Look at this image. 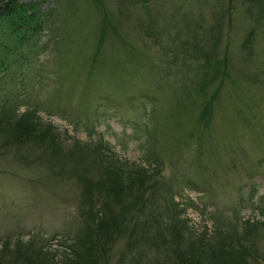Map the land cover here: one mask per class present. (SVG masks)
<instances>
[{
    "label": "rangeland",
    "instance_id": "374dc122",
    "mask_svg": "<svg viewBox=\"0 0 264 264\" xmlns=\"http://www.w3.org/2000/svg\"><path fill=\"white\" fill-rule=\"evenodd\" d=\"M239 1L54 0L50 27L28 46L0 49V106L34 111L67 144L101 139L121 160L158 170L155 212L175 213L198 236L232 223L246 262L264 264V15ZM99 20L118 38L95 53ZM249 30L246 54L240 41ZM196 49H213L228 77L208 127L187 139V91L207 58ZM40 157L34 148H0V239L36 235L57 254L82 225L79 183L68 161ZM76 168L91 177L98 170L92 162ZM155 233L135 246L142 258L155 251ZM133 250L119 240L107 264H136Z\"/></svg>",
    "mask_w": 264,
    "mask_h": 264
},
{
    "label": "trees",
    "instance_id": "16d2710c",
    "mask_svg": "<svg viewBox=\"0 0 264 264\" xmlns=\"http://www.w3.org/2000/svg\"><path fill=\"white\" fill-rule=\"evenodd\" d=\"M50 2L53 6L46 8ZM239 2L246 9L260 5L258 16L264 15L262 0ZM55 5L54 0H0V49L9 52L17 49L19 44L28 46V42L46 25L50 27L48 19L56 14L57 6L50 14ZM100 21L94 34L95 53L102 42L117 41L118 38L110 35L112 32H106L105 24ZM251 42L249 30L240 41V47L246 54L251 52ZM211 52L206 54L196 49L194 53V56L203 54L207 58L197 67L202 71L197 70L199 75L187 91L185 105L193 118V127L186 131L187 139L200 126L208 127L212 102L223 79L228 77L227 67L220 64ZM3 62L0 59V66ZM230 83L233 84L232 90H240L235 79ZM4 107L0 106V148H34L40 151V159L52 156L60 161L61 166L64 165L62 161H68L67 173L79 183L82 225L65 249L57 254L36 235L24 239L6 236L0 239V264H107L115 243L122 239L125 248L133 250L134 247L136 264H248L245 257L251 254L240 242L237 232L233 235L232 223L226 227H215L210 235L198 236L187 228L184 230L175 213L170 217L169 213L164 216L161 211L155 212L159 202L151 197L155 184L152 175L158 170L148 172L143 165L121 160L108 150L101 139L92 142L75 139L67 144L51 124L41 122L34 111L17 113L14 105ZM195 140L198 145L199 137L196 136ZM81 162L95 165L98 169L95 177L87 176L85 168L83 173L76 168V164ZM250 225L247 224L248 227ZM154 230L155 251L147 259L142 258L135 246L139 247L138 243L144 238L150 239Z\"/></svg>",
    "mask_w": 264,
    "mask_h": 264
}]
</instances>
